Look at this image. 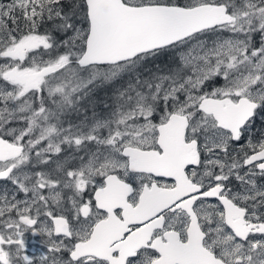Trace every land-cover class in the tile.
<instances>
[{
    "label": "snow or ice",
    "instance_id": "obj_1",
    "mask_svg": "<svg viewBox=\"0 0 264 264\" xmlns=\"http://www.w3.org/2000/svg\"><path fill=\"white\" fill-rule=\"evenodd\" d=\"M0 264H264V0H0Z\"/></svg>",
    "mask_w": 264,
    "mask_h": 264
},
{
    "label": "rangeland",
    "instance_id": "obj_2",
    "mask_svg": "<svg viewBox=\"0 0 264 264\" xmlns=\"http://www.w3.org/2000/svg\"><path fill=\"white\" fill-rule=\"evenodd\" d=\"M99 95H103V93H100Z\"/></svg>",
    "mask_w": 264,
    "mask_h": 264
}]
</instances>
